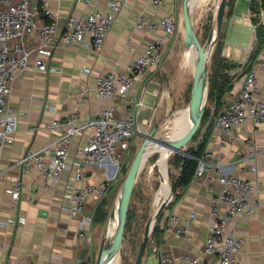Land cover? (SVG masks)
<instances>
[{"label": "crops", "instance_id": "1", "mask_svg": "<svg viewBox=\"0 0 264 264\" xmlns=\"http://www.w3.org/2000/svg\"><path fill=\"white\" fill-rule=\"evenodd\" d=\"M37 1L46 2L55 14L58 26L62 27L69 15L82 16L91 9L109 11L111 0H91L89 3L82 0ZM121 1L122 6L116 12L114 24L101 49L95 50L81 43L57 46L48 60L47 70L30 67L18 74L11 84L7 105L17 116L18 125L14 141L0 146V264H91L93 253L99 250V229L91 230L90 227L88 233L82 235L78 226L81 216L69 212L65 195L66 183L72 173L80 168L84 170L85 177L75 180L77 185L97 183L109 176L103 165L81 167L76 163L75 152L84 142L86 133L74 137L68 168L57 181H47L38 168L23 172L16 165V160L26 150L54 141L56 132L50 128L51 121L66 116L74 107H78L84 117H94L101 109L113 105L117 115L133 114L137 116L139 127L143 125L141 121L150 114L160 95L156 74L174 36L160 62L150 68L130 91V95L137 100H143V106L138 111L124 97H97L93 88V74L96 71L123 69L155 37L152 30L134 27L137 18L140 15L159 18L168 12H172L176 18L181 0H161L159 5H154L150 0ZM229 2L226 1L224 8L221 55L226 62L233 63L224 71L231 77L232 83L221 97L223 103L220 110L237 90L239 76L251 67H256L257 73L254 94L264 102V68L258 64L264 41L259 51L255 48L254 52L248 53L247 50L253 38L249 19L250 0H232L230 9ZM256 2L257 7L264 6V0ZM243 28L249 30L250 39L245 36L243 40H236L239 30ZM37 40V34L30 37L31 48ZM243 46L246 48L243 49ZM251 54L253 57L249 60ZM84 86L88 89L82 96ZM80 97H83L81 105L78 102ZM210 130L211 126L209 133ZM237 135L239 137L234 136L226 141L211 161L216 167H223L224 172L258 182L256 193L250 197V202L255 205L254 211L247 215H236L232 225L242 239L239 251L241 263L264 264V121L249 119ZM249 152L254 158L256 170L247 160ZM216 167H210L199 175L194 174L169 207L160 206L159 221L152 227L142 264H166L164 257L171 259L169 264H188L183 262L187 255L200 256L205 264H221L216 256L203 254L204 241L209 233L210 212L220 188ZM17 178L22 180V191L17 199H13L4 188ZM103 197L90 194L85 211L94 214ZM168 213L177 216L171 231H165L162 227ZM191 213L195 216L190 217ZM9 217H23L25 223L20 229L12 228L6 225ZM188 218L190 221H187Z\"/></svg>", "mask_w": 264, "mask_h": 264}, {"label": "built area", "instance_id": "2", "mask_svg": "<svg viewBox=\"0 0 264 264\" xmlns=\"http://www.w3.org/2000/svg\"><path fill=\"white\" fill-rule=\"evenodd\" d=\"M89 3L91 0H82ZM159 5L161 0H150ZM121 0L109 1V11L91 9L82 16L69 15L62 27L58 26L55 14L47 7L45 1L37 0H0V146L14 141L17 129V116L7 105L11 93V84L18 74L30 67L47 70L48 60L57 46L74 43L85 44L92 49H101L116 19V12L121 8ZM250 24L253 38L248 46V53L253 51L259 39V27H264V6L250 9ZM135 28L152 30L155 37L123 69H110L106 72L96 71L93 74L94 91L101 99L115 96L126 98L129 104L137 108L143 106V100H137L130 91L157 65L166 46L176 31V18L172 12L155 18L140 15ZM38 35L33 48L29 45L30 37ZM259 66L264 68V48L261 50ZM88 69L87 67H85ZM89 71V69H88ZM237 90L226 105L215 115L207 137L202 156L198 158L195 175L217 165L211 161L215 152L231 138L239 137L238 132L246 122L264 121V102L254 94L257 86L256 67H251L239 76ZM87 87L81 89L82 96ZM79 98V105L83 103ZM49 108V106H48ZM50 128L56 132L54 141L36 149L26 150L17 160L23 172L38 168L47 181H57L62 172L68 168V157L78 134H84L85 140L75 152V161L79 166L99 164L105 167L108 178L97 183L77 185L75 180L85 177L80 168L72 173L65 186L68 210L72 215H80L79 230L82 235L88 233L93 221V214L85 211V203L90 194L104 195L110 181L121 172L122 164L130 149V139L140 131L137 116L133 114L117 115L113 105L101 109L94 117H84L78 107H74L66 116L55 118ZM247 160L256 170L251 152ZM220 188L209 218V233L204 246V255H214L221 264H242L239 251L242 239L236 233L232 222L238 214H250L255 205L250 197L256 193L258 182L242 179L239 176L224 172L223 167H216ZM0 174V183L2 182ZM4 190L17 199L22 191V180L17 178ZM174 201L173 194L166 195L162 207H169ZM190 217L195 214L191 213ZM177 216L168 213L162 227L171 231ZM190 221V218L187 219ZM25 223L23 217H9L6 225L20 229ZM186 230V229H185ZM200 256H185L183 262L188 264H205ZM169 264L170 258L164 257ZM182 264V263H181Z\"/></svg>", "mask_w": 264, "mask_h": 264}, {"label": "rangeland", "instance_id": "3", "mask_svg": "<svg viewBox=\"0 0 264 264\" xmlns=\"http://www.w3.org/2000/svg\"><path fill=\"white\" fill-rule=\"evenodd\" d=\"M218 2L219 0H192L190 8V19L194 31L200 45H207L206 57L208 58L206 71L208 81L206 91L202 94V99L206 102V106L199 127L190 140L180 144L175 149H166L165 175L168 181V189L164 187V173L160 167L161 152L164 145L158 143L149 147V152L147 151L148 154L141 164L134 181L123 235L118 247L109 258L110 264H134L148 223H150V240L152 227L159 221V208L162 201L168 194H173L175 199L176 193H181L180 191H182L183 186L178 185L180 163L189 151L197 147L203 137L207 135L213 118L219 112V107L223 103L221 97L227 91L222 94L221 91L224 87L222 85L226 81H229V84L232 83L231 77L224 74L225 68L233 63L226 62V58L221 55L223 25L218 31L215 17ZM231 4L232 0L229 2V9ZM176 18V31L171 47L156 74L160 95L150 114L145 120L141 121L143 124L140 126L141 130L137 131L130 139V149L122 164L121 172L110 181L104 197L101 198L93 214L91 230L99 229L100 246L103 243L104 247H107L114 239L118 223V207L123 195L125 177L145 137L147 135L152 137L177 135L180 129L188 125L189 116L192 113L196 55L191 39L185 32L182 0L178 17ZM213 26L215 27L214 36L212 43L208 45V36ZM238 35L236 40H243L245 36L250 39V32L245 28L242 31L239 30ZM244 48L246 47L243 46ZM210 77L214 79L212 85L209 81ZM98 252L99 250L93 253L91 264H96Z\"/></svg>", "mask_w": 264, "mask_h": 264}, {"label": "water", "instance_id": "4", "mask_svg": "<svg viewBox=\"0 0 264 264\" xmlns=\"http://www.w3.org/2000/svg\"><path fill=\"white\" fill-rule=\"evenodd\" d=\"M226 1L227 0H219L217 5V11L215 17H216V25L218 29H220L223 24V15H224V8L226 5ZM191 4H192V0H183L182 2L185 32L191 39L192 45L195 48V55H196L195 73L193 78L192 108H191L193 112V118L184 128V130L177 135H171L166 137H152L151 135H147L145 137L141 146L137 150L125 177L123 195L119 202V207H118V223L115 230L114 239L107 247H104L103 243L101 244L97 255L96 264H104V259L106 257L110 258V256L116 250V248L120 243L124 231L132 187L134 185L136 176L139 172L140 166L147 156V149L148 146H150V142H154L155 144L159 143L164 145L166 148L175 149L180 144L187 142L194 136L201 122V118L203 116L206 106V102L202 99V94L206 91L207 81H208L206 77V71L208 67V58L206 57L207 45L204 46L200 45L198 37L194 31L189 13ZM214 31H215V27L213 26L208 36V41H207L208 45L211 44L212 42ZM149 225L150 223H148L144 231V236L139 245L134 264H142L143 262L145 250L149 240Z\"/></svg>", "mask_w": 264, "mask_h": 264}, {"label": "trees", "instance_id": "5", "mask_svg": "<svg viewBox=\"0 0 264 264\" xmlns=\"http://www.w3.org/2000/svg\"><path fill=\"white\" fill-rule=\"evenodd\" d=\"M257 0H250V9H256L257 8ZM221 29V28H220ZM220 29L217 28V30L219 31ZM259 39L256 45V50L259 51V49L261 48V46L263 45V41H264V29L263 27H259ZM212 43V42H211ZM254 52V51H253ZM253 57V54L250 55L249 60H251ZM248 60V62H249ZM210 84L212 85L214 82L213 77L209 78ZM223 90L221 91L222 94L224 91L229 90L231 84H229V81H226L225 84H223ZM209 133V131H208ZM206 136L203 137V139L200 141V143L197 145V147L191 149L189 151V153L182 159L181 163H180V176H179V181H178V185L179 186H186L191 179L193 178L196 168H197V164H198V158H200L202 156L203 153V149L206 145V141H207V137L208 134ZM180 193L177 192L176 193V199L179 197ZM162 206V205H161ZM157 228V225L155 226V230Z\"/></svg>", "mask_w": 264, "mask_h": 264}, {"label": "bare ground", "instance_id": "6", "mask_svg": "<svg viewBox=\"0 0 264 264\" xmlns=\"http://www.w3.org/2000/svg\"><path fill=\"white\" fill-rule=\"evenodd\" d=\"M184 113H185V111H183ZM190 112V111H189ZM192 118H193V112L190 114V116H189V122L192 120ZM188 122V123H189ZM187 125V124H186ZM185 126V125H184ZM184 130V128L183 129H180V131H179V133H181L182 131ZM152 144H155L154 142H150V146L152 145ZM150 146H148V149H149V147ZM148 149H147V151H148ZM166 147L164 146V148L162 149V152H161V158H160V167H161V170L163 171V173H164V187L166 188V189H168L169 187H168V181H167V177H166V175H165V163H166ZM149 152V151H148ZM148 154V153H147ZM104 264H110V260H109V258L108 257H106L105 259H104Z\"/></svg>", "mask_w": 264, "mask_h": 264}]
</instances>
